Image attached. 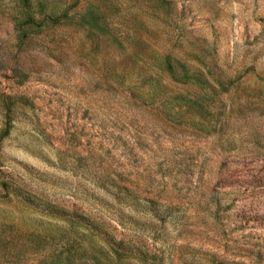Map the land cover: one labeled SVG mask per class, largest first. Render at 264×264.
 Wrapping results in <instances>:
<instances>
[{
  "label": "rangeland",
  "instance_id": "obj_1",
  "mask_svg": "<svg viewBox=\"0 0 264 264\" xmlns=\"http://www.w3.org/2000/svg\"><path fill=\"white\" fill-rule=\"evenodd\" d=\"M0 264H264V0H0Z\"/></svg>",
  "mask_w": 264,
  "mask_h": 264
},
{
  "label": "trees",
  "instance_id": "obj_2",
  "mask_svg": "<svg viewBox=\"0 0 264 264\" xmlns=\"http://www.w3.org/2000/svg\"><path fill=\"white\" fill-rule=\"evenodd\" d=\"M72 221H74V220H72ZM83 226H84V228L86 229V228H88V230H90L91 228H89L86 224L84 225V224H82ZM78 234V233H77ZM72 237H74L72 240L73 241H75L76 239H77V237L76 236H72ZM93 255V258H95L96 256H95V254H92Z\"/></svg>",
  "mask_w": 264,
  "mask_h": 264
}]
</instances>
